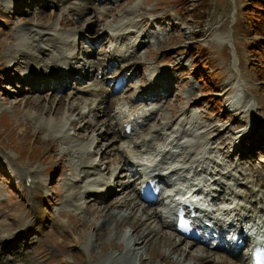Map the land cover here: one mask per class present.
Wrapping results in <instances>:
<instances>
[{
    "label": "rangeland",
    "instance_id": "1",
    "mask_svg": "<svg viewBox=\"0 0 264 264\" xmlns=\"http://www.w3.org/2000/svg\"><path fill=\"white\" fill-rule=\"evenodd\" d=\"M53 1L0 0V202L5 206L0 207V218L7 217L8 222H13L10 227L13 230L21 224L17 219L37 217L28 232L31 238L27 244L37 264H165L160 257L151 255L149 249L154 254L167 255L172 264H220V259L227 258L221 250L222 242L217 243L219 249H215L182 238L160 224L155 215L161 214L159 205L142 203L135 198L140 170L130 163L134 160V152L160 144L168 149L162 154L166 161L179 140L180 153L187 154L183 157L188 169L177 172L188 173L177 180L175 188H182L186 183L198 184L201 178L197 186L205 188L204 196L208 199H228L232 190L246 195L251 199V208H255L253 214L248 213L247 222L255 231L264 230L263 181L255 176L258 165L260 167L259 157L264 160V1L99 0L98 3L92 0L91 6L97 9L90 15H72L67 10L61 13V0ZM252 2L259 4L258 9L253 8ZM198 14L199 17L203 14L202 18H194ZM113 26L118 30L125 28L115 36L122 44L118 49L111 42L117 34V29L112 31ZM48 28L57 31L67 44V57L63 59L82 76L84 73L92 75L97 66L105 68L96 71L97 78L95 75L87 80L84 78L85 85L92 79L103 84L105 89L113 90L114 83L119 85L106 104L98 101L100 104L92 108L89 101H84L90 96L69 89L67 84L61 88L47 84L38 91L32 89L31 80L24 76L23 57L10 54L18 49L30 50L25 46L31 41L30 29ZM82 28L86 30L81 31ZM123 31H130L126 39H123ZM98 36L94 42L92 38ZM89 50L93 54L87 53ZM113 52L117 60L108 67L107 59ZM36 54L38 59L43 56ZM51 60L47 58L46 63L50 65ZM90 62L93 67L89 66ZM119 79H123L121 84ZM70 81L71 88L78 86ZM156 85L164 89L158 90ZM149 91L165 97L160 102L150 99ZM166 91L168 94H162ZM128 96L139 102L134 104L141 115L138 121L144 120L143 115H146L145 126L131 135L130 146L136 143L135 148L127 152L129 155L120 150L121 140L108 129L112 115L113 121L120 117L116 111L123 108ZM32 97L43 100L42 109L23 104ZM58 102L62 107L56 114ZM242 103L247 104L246 107L240 108ZM153 104L161 107L155 109L151 119L143 110L145 112ZM68 106L74 108L68 111ZM56 119L61 125L65 123V131L49 134L47 127ZM39 129L42 131L37 132ZM259 129L263 135L256 143ZM99 132L103 134L94 137ZM64 133L72 136L70 141L59 140L58 136ZM140 138L149 140L141 146ZM74 142L83 145L84 151H93L95 165L98 164L104 177L107 170L99 158L102 155L104 160L112 159L107 169L116 170L112 186L118 189L98 198L96 193L84 195L81 200L86 206L81 211L73 205L75 201L70 200L79 196V186L90 177L80 180L86 169L79 171L75 166L78 150L71 146ZM83 155L85 160L86 153ZM6 156L13 160L10 166ZM144 156L152 161L153 155ZM18 165L21 169H44L40 177L34 179V197L24 194V189L30 190L31 185L20 182L19 174H14L13 168ZM190 172L199 175L192 177ZM214 178L223 184L213 196L208 190L216 186L212 184ZM236 178L240 181L236 182ZM168 183L170 185L171 181ZM241 202L244 203L243 198H232L225 202V207H229L231 213L236 212ZM121 217L124 220H119ZM135 223L144 232L152 228L157 233H149L141 242L143 236L132 231ZM23 241H17L20 242L18 246ZM110 241L119 242L121 247L111 246ZM169 243L178 244L177 251L173 252ZM237 260L236 264H241V259Z\"/></svg>",
    "mask_w": 264,
    "mask_h": 264
},
{
    "label": "bare ground",
    "instance_id": "2",
    "mask_svg": "<svg viewBox=\"0 0 264 264\" xmlns=\"http://www.w3.org/2000/svg\"><path fill=\"white\" fill-rule=\"evenodd\" d=\"M51 2H54L53 0H49ZM96 2H98L99 0H95ZM101 1V0H100ZM103 1V0H102ZM61 3H62V6H61V10L62 12L61 13H64L67 11H69L72 15L76 14V15H90L91 14V11H95L97 8H94V6L92 7L91 6V3H93L92 0H61ZM99 3V2H98ZM94 8V9H93ZM108 8V7H107ZM104 11L105 8L103 7L102 8ZM100 10V9H98ZM59 15V14H58ZM61 15V14H60ZM63 16V14H62ZM65 16V15H64ZM92 16V15H91ZM89 16V17H91ZM88 17L87 20H89L90 18ZM97 17H100V16H97ZM65 18V17H64ZM63 18V19H64ZM68 18V17H67ZM96 18V17H95ZM92 19V18H91ZM68 21V19H66V22ZM90 21V20H89ZM88 21V22H89ZM121 21V20H119ZM117 21V22H119ZM98 22V21H97ZM53 23V22H52ZM61 23V22H60ZM77 23V22H76ZM55 25V23H54ZM44 26V25H43ZM40 27V26H39ZM45 27V26H44ZM46 28V27H45ZM115 29H117V34L113 35V39L111 40V42L114 43V46L116 49H118V47H121L122 44L119 43L117 41V38L115 36L117 35H120V31H122L123 29L125 28H116L115 26H113V29L112 31H115ZM127 29V28H126ZM52 30V31H50ZM83 30H86V28H82L81 31ZM30 31H32V34H31V37H30V34L29 37L31 38V41L29 43H25V46L28 47V49L30 50H15V52L13 51L12 54L10 55H13L14 53H16V55L20 54L21 57H23V62H24V67L26 69L25 71V79H30L32 82H31V87L33 90H40V86L42 87H45L47 86V84H50L51 85V82H53L54 84H59V87H64L65 85V79L67 77H69V79H77V80H74L76 82L75 85H78L76 87H73L71 88L70 85H69V89H72L73 91L79 89L82 91L83 94L85 95H88L90 96L89 100H87V98H85L84 101H95L96 103H99L98 101H103V103L106 104V102L108 100H110L111 97H109L111 95V93H113V91H111L110 89H105L103 87V84L99 83L97 80H91L89 83H87L86 85L83 84L85 83L86 81L84 80H81V77L79 76L80 74H77L75 75V77L73 78L74 74L75 73H79L75 70L76 67H74L73 69V66H71L70 63H67L63 58H65V54H66V50H67V47H66V43H63V41L61 40L60 36L57 34V31L56 32H53L55 31L54 29H50L48 28V30H37V29H33ZM29 31V32H30ZM28 32V33H29ZM130 32V31H123V39H126L127 37V33ZM150 32V31H149ZM79 34V33H78ZM27 35V36H28ZM75 35V34H74ZM82 36V35H81ZM71 37V36H70ZM136 38V37H135ZM64 39V38H62ZM93 41H97L99 39V36L97 38L93 37L92 38ZM69 41V40H68ZM143 41V40H142ZM71 44L73 41H70ZM88 42H91L90 40H88ZM57 43H60V44H57ZM69 43V42H68ZM66 44V45H65ZM138 44V43H137ZM62 47V49H61ZM90 49V48H89ZM33 50V51H32ZM89 51H87V53H89ZM38 53L39 55H43V56H38L39 59L37 58V54ZM78 54V53H77ZM90 54H93V52H90ZM116 53H112V55H110V59H113L114 61L116 60V58L114 57ZM9 55V56H10ZM71 55V53H70ZM52 58V60L49 62L50 65H48L46 62H47V58ZM15 58V57H14ZM86 58H89V56H86ZM13 59V58H12ZM2 62V61H1ZM86 62H88V60H86ZM97 64L101 65L100 63L96 62ZM90 67H93V63L90 62L89 64ZM88 66V67H89ZM95 67V66H94ZM104 67H99L97 66V68H94V71L92 73V75H90L89 77V74H83V78H86V79H89V78H92L93 75H95L96 77V71L98 70H102ZM60 69V70H58ZM105 69V68H104ZM66 72V73H69L68 75H62L60 72ZM97 78V77H96ZM35 79H38L37 82H35ZM156 87L158 88V90H163L164 87H160L156 85ZM155 88L154 86V89H157ZM154 92H157L154 90ZM161 96L162 95H159L157 96L158 100L157 101H160L161 99ZM165 97V96H164ZM46 99V98H45ZM41 100L40 98L38 97H32V98H28L26 101H24L23 104H30L32 106H35L36 109L40 110L42 109L43 105L41 103ZM231 101V100H230ZM257 101V100H256ZM82 102V101H81ZM259 102V101H258ZM135 103H139L137 101H134L133 97H127V100H124L123 101V108L119 109L118 111H116V113L118 115H120V117L118 119H116V121H113V119H115L114 115H112L111 117V122H110V126H109V130L110 131H113V133H115V138L116 139H119L121 140V144L119 145V147L121 148V150L126 153V152H129L131 150H133L135 148V143H133L131 146H130V143H131V135H129V133H132L133 134V131L135 128H137L136 126L133 125V122L135 119H133V117L135 118H139L141 116H138V113H137V108L136 106L134 105ZM124 105H125V108H124ZM140 105V104H139ZM247 104H241V106H239L240 108L242 107H246ZM89 105H87L88 107ZM154 104L152 106H150L148 109L143 110V113L146 114V112L148 113V116L151 117L152 119V115L156 109V107H153ZM62 107V103H59L58 102V105L55 107V110L54 112L57 114L59 112V110L61 109ZM161 107V106H160ZM238 107V108H239ZM74 107L73 106H68L67 107V110L68 111H71ZM257 108V107H256ZM161 109V108H159ZM46 110H49V108H46ZM256 110V109H255ZM144 116V117H143ZM143 119L145 120V116L146 115H143ZM63 117V116H61ZM64 119V118H63ZM131 119V120H130ZM144 120H141L139 121L140 124H143ZM64 121V120H63ZM29 122V121H28ZM59 122L57 125L56 123ZM70 123H73V120L70 121ZM64 124L63 123L61 125L60 123V120L59 119H56L54 120V122H51L49 126L47 127L48 131H49V134L53 133V132H56V131H59L62 129V131H65V127H64ZM145 126V124H144ZM190 126V125H189ZM26 127H29L28 125H26ZM143 127V126H142ZM24 128V127H23ZM31 130V128L29 129ZM34 131V130H33ZM42 131V129H39L37 130V132H40ZM130 131V132H129ZM30 132V131H29ZM107 132V131H106ZM104 133V131H103ZM102 132H99L97 133L96 135H102L103 134ZM259 137L256 138L257 139V142L258 143L261 139H262V133L259 129V131L257 132ZM67 135L62 134L60 136H58L60 139V141H70V138H72V136H70L68 133H66ZM151 134V132H150ZM32 135V134H31ZM134 135V134H133ZM145 136H148V134L145 133ZM128 138V139H127ZM152 138V137H151ZM173 138H176V137H173ZM149 139H146V138H140V141L139 143H141V146L143 145V142L145 141H148ZM92 141V140H91ZM90 141V142H91ZM127 141H129V145H125L127 144ZM72 142V141H71ZM126 142V143H125ZM261 143V142H260ZM79 144V143H78ZM78 144H76L74 142V144H72L71 146L72 147H76V149L78 150V152L76 151V153H78V160H77V163L75 162V166L79 168V171H81V169H86L85 173L87 172L88 175H86V178L88 180V178L90 177V179L85 182L83 185L79 186L78 188V191H79V196L77 198H72V200H70L71 202L72 201H75V203L73 204L75 206V208L79 211L83 210L84 207L86 206V204L84 203L85 201H82L81 198L84 197V195H87V194H91V195H94V193H96V198L99 197L97 196V191L99 189H101V193L102 192H107L108 188H109V184L111 182H113V173H115L113 170H108L109 171V177L107 180L104 179V176L101 177V178H98L99 176V166L98 165H95V162L92 158H89L92 154L90 152V150H86L84 151L82 148L83 145L80 144V146H78ZM78 146V147H77ZM114 146V145H113ZM140 146V147H141ZM115 147V146H114ZM112 148V147H111ZM110 149V148H109ZM161 149V151H160ZM181 149V143L180 141L178 140V143L176 144V146L174 148H172L171 150V153H170V157L168 158V160H164V158H162V154L167 151L168 149H164L161 147V144L158 146L156 145L154 148H146L144 149L143 153L141 154L140 152H134L133 153V158L134 159H137L135 160V166L136 167H139L141 166L142 164L144 165H147L149 162V159H147L148 157L145 158V154L147 155H153L152 156V163H150V166L149 167V171L152 172V179H158L159 178V174H161V171L163 173V171L167 170V169H170L169 170V173H172L173 175V179L176 180V182L174 184H177V180L179 178H181V176L183 175H186V173L188 172H183L182 174L178 173L177 171H185L187 170V161H185V157H183L184 155H187V154H184V153H180V150ZM86 153V156L87 158L84 160L82 157L84 156L83 155V152ZM115 151V150H114ZM110 152H112V150H110ZM75 153V154H76ZM155 153V154H153ZM128 154V153H127ZM161 154V155H160ZM73 155V154H72ZM83 155V156H82ZM129 155V154H128ZM46 156V155H45ZM52 156V155H51ZM93 156V155H92ZM172 156H174L173 158H171ZM252 156V155H250ZM7 157V156H6ZM96 157V156H95ZM98 157V156H97ZM145 159H144V158ZM254 157V156H253ZM258 157V156H257ZM4 158V157H3ZM176 158H179L176 159ZM248 158V157H247ZM246 158V159H247ZM96 159V158H95ZM254 159V158H253ZM257 159V158H256ZM98 160V159H97ZM104 160V159H103ZM151 160V159H150ZM13 160H11L9 157L6 158V163L7 165L10 166L11 162ZM96 161V160H95ZM180 161V163H178ZM250 161V159H249ZM255 161V160H254ZM253 161V162H254ZM259 164H260V167L258 165V168L256 170V177L258 178V181L261 180L263 181L262 182V196H263V199H264V160L260 159L259 157ZM257 161V162H258ZM105 162V167H107V164L110 162V160H104ZM143 162V163H141ZM256 162V161H255ZM236 164V163H235ZM249 164V163H248ZM251 164V163H250ZM257 164V163H256ZM163 165H168L166 166L165 168H161L160 166H163ZM241 165V164H240ZM49 166V165H48ZM254 166V165H253ZM252 167V166H251ZM19 165L17 167H14L13 168V171H14V174H19L18 177H19V180L20 182H26L28 183L29 185H31V189L28 190V189H24V194H29V197H34L36 195V188H35V177L36 176H39L40 177V173L43 172L44 169H34V170H31V169H19ZM250 168V167H249ZM173 169V171H172ZM84 173V174H85ZM136 173V172H134ZM192 174V177L195 176V175H199L197 172L193 173V172H190ZM103 174V173H102ZM105 174V173H104ZM96 175H98L97 177H95ZM75 178V177H73ZM84 175L81 176V179L80 180H83ZM244 178V177H243ZM76 179V178H75ZM196 180V178H194ZM79 180V179H78ZM78 180H75V181H78ZM180 180V179H179ZM178 180V181H179ZM39 181V180H37ZM207 181V180H206ZM239 178H236V182H239ZM256 181V180H254ZM81 182V181H79ZM84 182V181H83ZM253 182V181H252ZM94 184H97L99 186H96V187H92L94 186ZM197 184V183H196ZM212 184L216 185V186H210L209 187V195L212 193V195L214 196L216 191H218V187H221V185L223 184V181H220V179H215L212 180ZM203 185V184H202ZM258 185V184H256ZM101 186V187H100ZM103 186V187H102ZM191 186H195V184H191ZM261 186V185H259ZM82 190H81V189ZM230 188V187H229ZM135 190V189H134ZM239 191V190H238ZM136 192V190H135ZM49 192H47L48 194ZM108 195V194H107ZM131 195V194H130ZM255 196V195H254ZM251 197V196H250ZM253 197V196H252ZM130 198H132L130 196ZM135 198H137L139 200V194H137L136 192V196ZM222 198V197H221ZM228 199H225L224 200V197H223V201H221L220 198H216L211 205H208V210H210L212 213L215 212L214 209H218L219 207L216 206V204H220V203H224L226 201H228L229 199H232V198H243L244 200V203H240L238 204V208L240 209H237V211L234 213L232 212L233 214H231V210H230V213H227L228 211L226 209H224L223 207H221L220 209L223 211L222 214L225 218V230L227 231L226 233L229 235V237L232 236V234L236 233V232H241V228L244 227V223L245 222V217H246V214L248 215V213L250 214H253L252 212L255 211V208H251V205H250V201L251 199L249 197H246V195H242V194H239V192L235 191V190H232L230 192V195L229 197H227ZM95 199V198H93ZM133 199V198H132ZM248 199V200H247ZM135 200V199H134ZM133 200V201H134ZM122 202H125L122 201ZM130 202V201H129ZM246 202V203H245ZM127 203V202H126ZM133 203V202H132ZM29 204V203H27ZM131 204V203H130ZM129 204V206H130ZM137 204V203H136ZM135 204V205H136ZM17 205V204H16ZM134 205V204H133ZM132 205V206H133ZM13 206V205H12ZM30 206V205H29ZM32 206H33V203H32ZM0 207L1 208H5L4 204L2 202H0ZM14 207V206H13ZM135 206L132 207V209L134 208ZM254 207V206H253ZM9 209V208H8ZM7 209V210H8ZM130 210V209H129ZM3 211V210H2ZM218 211V210H216ZM243 211V212H242ZM12 212V211H10ZM27 212V211H26ZM245 212V213H244ZM13 213V212H12ZM29 213V212H28ZM62 214H64V212H61ZM119 213V212H118ZM27 214V213H26ZM114 215V213H112ZM117 214V213H116ZM153 214V213H152ZM155 214V213H154ZM167 214V215H166ZM120 215V214H119ZM124 215V214H123ZM157 215V218H158V221L160 222V224L166 228H169V229H172V230H175L174 226L172 223H169V221H172L171 219V213H169V211H166L165 213V219H163V216L162 214L158 215V214H155ZM155 215H152V217H156ZM8 216V215H7ZM13 216V215H12ZM17 216V215H16ZM31 216V215H30ZM71 216V215H70ZM106 216V215H105ZM249 216V215H248ZM14 217V216H13ZM26 217V218H25ZM108 217V216H106ZM113 217V216H111ZM115 217V215H114ZM113 217V219H114ZM123 217V216H122ZM120 218L119 220H124L123 218ZM127 217V215H126ZM19 218V216H18ZM37 217H29V216H24L22 218H19L17 219L16 221L20 222L21 224H19L18 226L15 227V229L13 230H10V227H12V223L8 222L6 218L4 217H1L0 218V228L3 227V226H6L5 229H0V264H37L34 263V260L33 258H31L30 256V253H32L33 251H31L29 249V246H27V244L30 242V238H28V232L31 231V226L33 224V222H35ZM150 218V217H149ZM213 218V215H211L210 219ZM57 219V218H56ZM79 220V219H78ZM108 220H109V217H108ZM117 220V219H116ZM128 220V219H126ZM58 221V220H57ZM81 222V221H80ZM90 222V221H89ZM96 222V221H95ZM108 222V221H107ZM128 222V221H127ZM140 222V220H139ZM60 223V222H59ZM76 223V222H75ZM91 223V222H90ZM122 223V222H120ZM134 223V222H133ZM132 223V224H133ZM62 224V223H61ZM74 224V223H73ZM93 224V223H92ZM143 224V223H142ZM63 225V224H62ZM80 225V224H79ZM104 224L101 223L100 224V227H102ZM139 225V224H138ZM136 223L133 225H131V227L133 228L132 231H135L137 233H140V235L143 236L141 242H143L145 240L144 236H147L149 233H153V234H156L157 232L154 231L152 228H150L147 232H144V230H141V228H139ZM78 226V225H77ZM230 226H233L232 229ZM229 227V228H228ZM66 228V227H65ZM73 228V227H72ZM79 228V227H78ZM228 228V229H227ZM237 230V231H236ZM80 231V230H79ZM84 231V230H82ZM230 231V232H229ZM66 232V231H65ZM74 232V230H73ZM76 232V231H75ZM79 233V232H78ZM81 233V231H80ZM79 233V234H80ZM84 234V233H83ZM144 234V235H143ZM31 235V234H30ZM171 236V235H170ZM170 236L168 237V239H170ZM166 237V236H165ZM34 238V237H33ZM164 238V237H163ZM167 239V238H166ZM20 240H25L23 242H21V244L23 243V245L20 244V246H18V244L20 243H17V241H20ZM166 241V240H165ZM225 243H232V245H229V247L231 246H235V242H231L229 239H224ZM111 242V241H110ZM171 242V241H170ZM158 243V242H156ZM176 243V242H174ZM152 241L150 242V245L149 247L151 248L152 246ZM264 244V243H263ZM111 246L113 247H116L117 249H119L121 246H119V242H111L110 243ZM121 245V244H120ZM169 245L171 246V249L172 251H177L178 249V244H172V243H169ZM107 246V245H106ZM111 247V248H113ZM101 248V247H100ZM42 249V248H41ZM115 249V248H114ZM149 249V248H148ZM180 250V249H179ZM171 251V252H172ZM185 250H183L184 252ZM149 252L151 253V255H156L157 257H160V260L163 262H165V264H172L170 258L167 256V255H164V254H160V253H157L154 254V252L149 249ZM160 252V251H159ZM162 253V252H161ZM184 253H188V251H185ZM228 256L229 257H232V258H235V260H231V258H224L223 260L220 259V264L222 262H225L226 263H229V264H236L238 262L237 259H239L241 256V254H234V251L232 252H229L228 251ZM33 255V254H32ZM155 256V257H156ZM221 257V256H220ZM35 258V257H34ZM149 258V257H148ZM151 258V257H150ZM223 258V257H222ZM33 259V260H32ZM155 259V258H154ZM159 259V258H158ZM177 259H179L177 257ZM197 260L201 261V262H204L203 259H201L200 257H196ZM195 259V260H196ZM157 260V259H156ZM180 260V259H179ZM178 260V261H179ZM151 261V260H149ZM198 261V262H199ZM216 261V260H215ZM197 262V261H196ZM150 263V262H149ZM175 263V262H174ZM218 263V262H217ZM142 264V263H141ZM196 264V263H195ZM223 264V263H222Z\"/></svg>",
    "mask_w": 264,
    "mask_h": 264
},
{
    "label": "trees",
    "instance_id": "3",
    "mask_svg": "<svg viewBox=\"0 0 264 264\" xmlns=\"http://www.w3.org/2000/svg\"><path fill=\"white\" fill-rule=\"evenodd\" d=\"M253 1H254V0H253ZM262 1H264V0H262ZM252 4L255 5V6L253 7L254 9H258V8H257V6L259 5L258 3H254V2H252ZM202 15H203V14H202ZM202 15L199 17V14H198V15H196L194 18H197V19H198V18H202Z\"/></svg>",
    "mask_w": 264,
    "mask_h": 264
}]
</instances>
